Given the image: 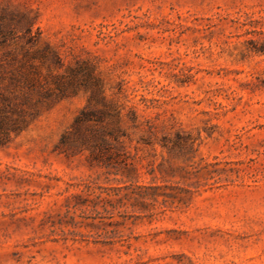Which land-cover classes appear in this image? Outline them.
Wrapping results in <instances>:
<instances>
[{"label":"rangeland","instance_id":"obj_1","mask_svg":"<svg viewBox=\"0 0 264 264\" xmlns=\"http://www.w3.org/2000/svg\"><path fill=\"white\" fill-rule=\"evenodd\" d=\"M263 45L264 0H0V264H264Z\"/></svg>","mask_w":264,"mask_h":264},{"label":"trees","instance_id":"obj_2","mask_svg":"<svg viewBox=\"0 0 264 264\" xmlns=\"http://www.w3.org/2000/svg\"><path fill=\"white\" fill-rule=\"evenodd\" d=\"M257 51L264 53V45L259 48ZM95 117L94 113L91 110L83 109L81 112L76 116L74 123H73V129L77 133L80 132L81 125L85 124L86 122L90 121ZM18 122L12 120L6 110V106L0 107V144L2 143L4 137L8 133V129H18ZM89 134L84 132L82 133L81 142H79V145L89 147V148H99L101 146H104L107 141L105 139V136L103 133L94 131L92 128L89 127ZM109 135H113L112 132L108 133ZM72 141V142H71ZM61 143L68 144L73 143V145H78L74 140H70L69 135L64 134L61 139Z\"/></svg>","mask_w":264,"mask_h":264}]
</instances>
